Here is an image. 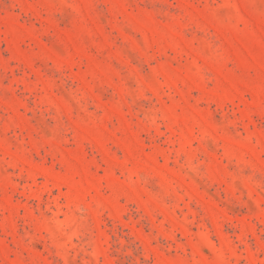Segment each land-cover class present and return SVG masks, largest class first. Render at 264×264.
<instances>
[{
  "label": "rangeland",
  "instance_id": "374dc122",
  "mask_svg": "<svg viewBox=\"0 0 264 264\" xmlns=\"http://www.w3.org/2000/svg\"><path fill=\"white\" fill-rule=\"evenodd\" d=\"M0 264H264V0H0Z\"/></svg>",
  "mask_w": 264,
  "mask_h": 264
}]
</instances>
